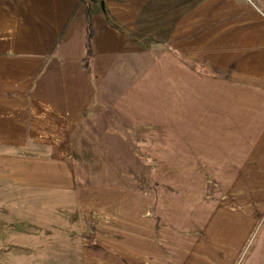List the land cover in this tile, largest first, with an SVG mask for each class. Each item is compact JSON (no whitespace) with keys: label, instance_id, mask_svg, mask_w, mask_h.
<instances>
[{"label":"crops","instance_id":"crops-1","mask_svg":"<svg viewBox=\"0 0 264 264\" xmlns=\"http://www.w3.org/2000/svg\"><path fill=\"white\" fill-rule=\"evenodd\" d=\"M262 116L264 0H0V264H264V228L192 198L189 159L220 154L214 120ZM116 137L155 162L149 192L85 180V142Z\"/></svg>","mask_w":264,"mask_h":264},{"label":"rangeland","instance_id":"rangeland-1","mask_svg":"<svg viewBox=\"0 0 264 264\" xmlns=\"http://www.w3.org/2000/svg\"><path fill=\"white\" fill-rule=\"evenodd\" d=\"M199 69L205 71L203 67H199ZM197 71L199 72V70ZM245 120L252 123L253 120H256L257 123L249 125L248 123L240 124L238 120L237 123L234 122L235 120L228 123L220 122L219 119L214 120L217 123H214L216 125L213 127V137L222 134L224 138L222 142L213 141L214 149H217L220 154L213 156L210 164L208 162L211 161V158H189L193 163L196 161L194 165L200 171L190 173V180L195 182V186L190 191L193 193L192 198L196 200L202 197L207 206L211 205L214 211L216 208L224 206L230 212L246 211L250 213L255 217L252 222L254 234H258L264 228V118ZM195 135L199 137L203 134L197 130ZM133 142L123 141L118 137L114 141L110 139L107 145L113 147L110 151L113 152V157H108L106 149L103 148L104 141H97L93 138L87 140L85 142L86 155L94 165L93 171L82 173L85 180L90 183L99 180L100 182L107 181L109 184L132 185L136 189L139 188L146 192H149L150 188L156 187L155 184L151 186L150 183L154 180L152 172L155 162L140 156L138 160L140 159L141 163H138L137 156H134L136 150H128L130 146L133 147ZM107 169L109 170L107 171ZM185 179L184 174H164L166 183L175 185V189H160L159 187V196L162 190L165 193V198L159 205V212L165 218L174 212L172 203L167 199L174 195L178 197L179 190H176V186ZM197 202L199 201L197 200L196 204H193L194 208L199 207ZM102 223L105 226H114L112 222L104 219H88L86 235L91 239L97 238L102 230H106ZM171 224L170 221L157 220L156 236H158L160 244H163L166 238L169 239Z\"/></svg>","mask_w":264,"mask_h":264},{"label":"trees","instance_id":"trees-1","mask_svg":"<svg viewBox=\"0 0 264 264\" xmlns=\"http://www.w3.org/2000/svg\"><path fill=\"white\" fill-rule=\"evenodd\" d=\"M93 38H94V31H93L92 25L89 24L88 25V34H87V56H86V63H85L86 68H88L90 66V60H91V57H92V40H93ZM190 65L195 70H199V72H202V73H204V70L201 71V69H199V67H203L206 70V72L207 71H210V72L214 71L206 63H202V64L190 63ZM211 75L220 77L221 74L214 72V73H211Z\"/></svg>","mask_w":264,"mask_h":264}]
</instances>
